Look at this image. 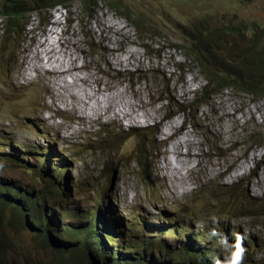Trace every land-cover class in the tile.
<instances>
[{"label": "rangeland", "instance_id": "rangeland-1", "mask_svg": "<svg viewBox=\"0 0 264 264\" xmlns=\"http://www.w3.org/2000/svg\"><path fill=\"white\" fill-rule=\"evenodd\" d=\"M84 1L70 0L66 13L58 6L33 13L26 25H19L21 33L7 37L8 56L16 64L7 70L9 58L0 60V137L6 136L13 146H25V152L49 149L61 159L68 169L71 192L59 208L70 222L76 221L72 210L84 219L97 212L99 219L111 226L120 217L128 219L138 213L159 221L161 212L177 213L195 229L206 224L227 231L228 236L239 231L246 240L262 245L264 207H251L254 202L264 206V191L257 187L264 185V159L260 170L251 162L244 176L232 179L253 151H258V157L264 153V96L227 88L203 103L201 96L208 83L198 64L187 56L184 45L192 40L182 26L195 24L199 18L229 25L244 22L255 29L249 35L258 33L264 50V0H118L120 9L111 7L114 0H87L94 2L92 14ZM124 15L145 21L148 31L138 32ZM45 17L48 22L42 26ZM54 18L60 38L54 37L52 29L48 33L51 46L44 42L35 49ZM3 39L0 34V44ZM52 54L55 58L49 60ZM36 66L40 71L33 69ZM189 80L192 88L185 96L180 91ZM117 96L118 105H113L111 113L107 106ZM132 97L135 104L127 101ZM134 105L138 108L134 122H110L113 117L120 118L119 109L123 113L127 109L130 115ZM152 107L159 109L157 118L135 125V121L150 117ZM243 108L256 109L255 119L245 116ZM234 109L240 112L230 117L228 113ZM185 118L191 133L179 127ZM237 119H241L239 125L232 122ZM168 135L173 136L172 142ZM180 142L185 150L178 146ZM160 151L167 152L161 156L166 180L159 172ZM138 153L147 155L146 167L137 163ZM197 154L202 156L197 159ZM29 163L25 168L12 162L2 164L1 176L26 187L43 185L41 171L45 179L52 180L47 163ZM191 167L192 171L183 172L187 188L182 189L177 182L179 173ZM233 184L236 186L230 189ZM230 193L243 196L245 208L257 212L233 217L229 211L234 204L227 200ZM6 231L11 241L0 248L1 261L48 260L49 250L33 230L7 227ZM57 233L66 230L60 227ZM167 237L171 239V235ZM247 257L252 264H264V249L251 246Z\"/></svg>", "mask_w": 264, "mask_h": 264}, {"label": "trees", "instance_id": "trees-1", "mask_svg": "<svg viewBox=\"0 0 264 264\" xmlns=\"http://www.w3.org/2000/svg\"><path fill=\"white\" fill-rule=\"evenodd\" d=\"M69 1L3 0L0 18L5 23L0 52H11L7 37L12 39L16 32H21L32 13L42 14L57 5L68 7ZM119 3L120 1L114 0L110 5L120 9ZM84 4L88 13L92 14L94 2L85 0ZM124 16L135 25L138 32L148 31L145 21L133 20L130 15ZM182 28L192 40V43L189 41V44L184 45L187 56L198 64L208 83L201 96L203 103H207L214 93L227 88L264 96V50L260 49L261 39L258 33L249 35L255 31L253 27L244 22L229 25L223 21L210 22L199 18L197 23ZM245 42H248L247 46L244 45ZM26 157L31 160L33 153L28 152ZM0 159L10 160L20 168L29 165L16 156ZM137 163L146 167L147 155L138 153ZM145 172L148 174L149 171ZM65 173L66 169L60 167L59 176L52 175L53 179L50 180L45 179L42 171L39 172L43 184L40 188L26 187L15 180L0 179L2 225L14 231L35 229L41 245L51 249L48 260H0V264H211L210 255L219 257L221 261L225 259L226 253L218 243L219 237L209 235L212 229L207 226L200 230L194 229L181 220L177 213L161 212V221L139 215L131 220H121L117 227L112 228L99 219L97 212L89 214L85 219L76 212L77 222L63 226L65 234H56L57 229L52 228L51 224L56 222L59 228L61 214L54 204L67 203L71 192L67 187ZM61 179H65L64 183ZM235 186L233 184L229 188ZM225 194L221 190V195L226 198ZM227 200L234 204L229 212L235 218L251 216L257 212L255 209L245 208L243 196L230 193ZM242 201L243 204L239 205ZM263 207L262 203L254 202L251 208ZM52 208L55 211L53 215L50 214ZM218 232L227 235L229 242H234L235 234L239 233L233 231L228 236L227 231ZM167 235H171V239ZM5 237L9 239L7 234ZM51 239L55 240L56 246H51ZM244 245L246 249L251 246H261L264 249V242L260 245L253 239L251 243L250 238L244 240ZM245 264H252V260L247 257Z\"/></svg>", "mask_w": 264, "mask_h": 264}, {"label": "clouds", "instance_id": "clouds-1", "mask_svg": "<svg viewBox=\"0 0 264 264\" xmlns=\"http://www.w3.org/2000/svg\"><path fill=\"white\" fill-rule=\"evenodd\" d=\"M57 6L60 7L62 10H64L65 13L69 9V7H65L63 5H57ZM64 21H65V24L68 23V19L67 18H64ZM0 22H4L3 21V18H0ZM41 22L43 24L42 26H44V25L47 24L48 19L46 17H45V19L42 18ZM19 33H21V32H19ZM0 34H2V36H4L3 24H2V27L0 28ZM2 41H1V43H2ZM0 46H1V44H0ZM9 54H11V52L10 53H2L1 52L0 53V60L3 57L4 58L5 57L6 58H9L8 65H7V67L5 66V69H7V70H13V69L10 68V65L11 64L15 65L16 62L15 61H12V58H10V56H8ZM61 117L64 118L63 116H61ZM58 118H60V117H58ZM8 149H11L13 152L7 151ZM25 150H26V147L25 146H22V147L21 146H18V147H16V146L11 145L10 142L8 141V138L6 136H3V138L0 137V157H3V158H7V157L8 158H12V156H16L18 158H21L22 161H25L26 163H28L30 165V163H29L30 159H28L26 157V154H28V152H31V153H33V158L31 160H35L37 162L36 163L37 166H43L44 163H47L50 166L51 174H49V177H51V179H53V176H59V174H60V167L61 168L63 167V168L66 169V167L64 166V164L61 161V159H59L55 155V153L53 151H49V149L48 150L47 149H38V150H35V151H26V152H25ZM4 161L12 162L10 160H1L0 159V179L1 178L5 179L4 177L1 176V172H3V168L1 167V165L2 164H5V163H8V162H4ZM12 163H14V162H12ZM67 171H68V169H66L65 177H67V187H68L69 174L67 173ZM6 180L7 181H10L8 179H6ZM11 180H13V179H11ZM61 180H63V183H64L65 179H61ZM62 205L63 204H58V203L55 202L54 207H57L58 208V211L61 214V217H60V227L63 228V226H68L69 224L76 223L78 218H77V215H76V211L75 210H72V211H70V213L72 214V216L75 218L76 221L75 222H70L69 219H68V217L65 215V213H62V211L59 208ZM54 212H55L54 211V208H52V210L50 212L51 215H53ZM139 215H142V217L147 218L142 213H138L134 217H138ZM134 217H132V218H134ZM132 218H131V216L128 219H125L123 217H120L119 218V222L116 225H114V226H111V225L107 224L105 221H102V222L105 223L106 225L114 228V227H117L120 224L121 220H131ZM56 224L57 223L54 222V225L57 227ZM186 224H188V225H190V226L193 227V225H191L190 223H187L186 222ZM205 226H207V225L205 224L201 228H203ZM60 227L58 229H60ZM6 228H7V226L2 225V223L0 222V242L2 243V245H9V242L11 241V236L6 231ZM58 229H57V231H58ZM30 230H33L34 232L36 231L35 229H30ZM5 234H7L9 236V239L8 240L6 239ZM56 234H59V233L56 232ZM209 235L212 236V237H219L218 243L221 245V247L224 249V252L226 253L225 259L223 261H221L219 259V257H217L215 255H210L209 256V260L211 261V264H243V261L245 259V254H246L247 249H246V247L244 245L245 237L242 234L236 233L235 234V238H234V242H229L227 235L222 234V233L216 231L215 229H212L210 231ZM126 237H127V235H126ZM40 243H41V240H40ZM50 244H51V246H56L55 240L54 239H51V243ZM45 248H47L49 250V255L46 257L47 259H49L50 258V255H51V249L48 248V247H45Z\"/></svg>", "mask_w": 264, "mask_h": 264}, {"label": "bare ground", "instance_id": "bare-ground-1", "mask_svg": "<svg viewBox=\"0 0 264 264\" xmlns=\"http://www.w3.org/2000/svg\"><path fill=\"white\" fill-rule=\"evenodd\" d=\"M55 19V18H54ZM57 24H58V21H57V19H55L53 22H52V24L50 25V28H49V30H47V33L46 34H44L45 35V37H44V39H41V40H37L36 38H33V40H37L36 42V47H35V49L36 48H38V46L41 44V43H44V42H46V44H48L49 46H51V43H50V41L48 40V33L53 29L54 30V32H55V34H54V37L56 36V34H57V37H58V39L60 38L59 37V32L57 31ZM111 29V28H110ZM33 35H35L34 33H33ZM60 36H61V33H60ZM53 37V38H54ZM53 38H51V40H52V42H54L53 41ZM31 40H32V38H31ZM59 41V40H58ZM54 43H56V42H54ZM74 43H76V42H74ZM32 46V45H31ZM34 46V45H33ZM60 46V45H59ZM59 46H58V48H59ZM32 50H33V48H32ZM53 50H55V46H54V48H52V50H50V53H53ZM27 51V50H26ZM29 53H30V51H29ZM34 53H35V51H33V55H34ZM31 54V53H30ZM56 56V55H55ZM30 57V56H29ZM53 58H55L54 57V54H52L48 59L49 60H53ZM45 59L46 58H44V57H41V61H45ZM47 59V60H48ZM56 60V59H55ZM107 60V59H106ZM110 61V60H109ZM68 62H69V60H68ZM65 64H66V62H65ZM111 65V64H110ZM143 65V64H142ZM113 67V66H112ZM110 68V67H109ZM33 69H37L36 71H40L39 70V68L36 66V67H33ZM112 69V68H111ZM191 81L189 80L188 82H183V84H182V88H183V92H182V89H181V94H183V95H185V96H187V94H189L190 92H191V83H190ZM135 88V87H134ZM137 88V87H136ZM135 90V89H134ZM141 90V89H140ZM53 91H55V89H53ZM131 91V90H130ZM177 91V90H176ZM142 92V91H141ZM54 93V92H53ZM137 93L138 92H136V95H137ZM175 93V92H174ZM78 94H80V93H78ZM86 94V93H85ZM84 95V93L81 95V96H83ZM143 95V94H142ZM179 96V95H178ZM78 97V96H77ZM87 97H88V95H87ZM82 99H83V97H82ZM87 99V98H86ZM118 99H120L119 98V96H117V97H115V98H112V100L110 101V103L108 104V106H107V108H109L110 109V111H111V113H113V111H114V109H113V105H116L117 104V102L116 101H118ZM85 100V99H84ZM55 101V100H54ZM127 101H131V103L132 104H135V100L133 99V97L132 98H130V100H127ZM83 102V101H82ZM85 102H86V100H85ZM85 102H83V103H85ZM83 103H82V105H83ZM154 103V102H153ZM87 105H88V103H86ZM54 105V104H53ZM56 105V104H55ZM81 105V104H80ZM118 105V104H117ZM84 106V105H83ZM233 106V105H232ZM56 107H58V106H56ZM162 108V107H161ZM122 109V108H121ZM244 110H243V112H244V114H245V116L246 115H248V116H250V118L251 119H255V115H254V113L258 110V107H256V109L255 110H252V109H246V108H243ZM92 110V109H91ZM126 112L125 113H123V110H120L119 109V112H120V118L119 117H113V119H112V121H110V119H108V118H106V113H104V118L107 120V121H110V122H114L115 124L116 123H120V124H122V123H124V121L126 122V124H128V122H134V117H136V113H134V110H138V108H136V105H134V106H132V107H130V115H128V110L127 109H124ZM93 111V110H92ZM238 113V112H240V111H237V109H234V111L233 112H231V111H229V113H228V115L231 117V116H234L235 115V113ZM81 113H82V111H81ZM94 113V112H93ZM148 113H149V116L150 117H148V119H140V123H138V121H135V125L136 124H143V125H145L149 120H155L156 118H157V115H158V113H159V109L157 108V107H152V108H149V110H148ZM83 114H87V111L86 110H83ZM98 114V113H97ZM97 114H96V116H97ZM102 116V115H101ZM91 118H94L93 116L91 117ZM96 118V117H95ZM103 118V119H104ZM175 118H178V117H175ZM175 118H173V119H175ZM83 119V118H82ZM86 119V118H85ZM98 119V118H97ZM90 120V119H89ZM187 122H188V120L185 118L184 119V121H182V122H180L179 121V123H180V126L179 127H181V128H184V130H186V131H190V133L192 132L189 128H188V124H187ZM235 125H239L240 123H241V119H237L236 121H232ZM157 123V122H156ZM165 123V122H164ZM130 125V124H129ZM134 125V126H135ZM159 132L161 133V134H164V125L161 127V130H159ZM224 132V131H223ZM226 134V133H225ZM167 137V139H169V141L170 142H172V139H173V136H166ZM176 142H177V144H178V141L176 140ZM196 145V144H195ZM182 150H185L186 149V146H185V144L184 143H182V142H180L179 143V145H178ZM178 150H179V148H178ZM165 154H167V152L165 151L164 153L162 152V151H160L159 152V155H160V160H159V172L162 174V172H164V171H161V169H162V158H161V156L162 155H165ZM190 156H192L191 154H190ZM202 156V154H197V155H194V157H196L197 159L199 158V157H201ZM259 156V154H258V151L256 150V151H253L251 154H250V156H248V158H246L245 160H244V162H243V164H242V168H241V170H240V173L239 174H236V175H233V179H232V181L234 180V179H236L237 177H242V176H244L246 173H247V171H248V169L250 168V163L251 162H255L256 164H257V168L259 167V170H260V162H261V160L262 159H264V153L260 156V157H258ZM259 158V159H258ZM196 160V159H195ZM199 162V161H198ZM197 165H199L198 163H197ZM193 170V167H191V168H189V169H187V170H185V171H181L180 173H179V177L177 178V182H179V184H180V188H182V189H186L187 187H186V185L187 184H185L184 183V173L183 172H186V173H188V172H190V171H192ZM258 171V170H257ZM165 173V172H164ZM162 176H163V174H162ZM166 176V175H165ZM163 178H164V176H163ZM165 179V178H164ZM166 180V179H165ZM172 181V180H171ZM225 182V181H224ZM187 183V182H186ZM257 187H259V189H261V190H263L264 191V185H258ZM178 189V188H177ZM174 190V189H173ZM172 192V191H171Z\"/></svg>", "mask_w": 264, "mask_h": 264}]
</instances>
